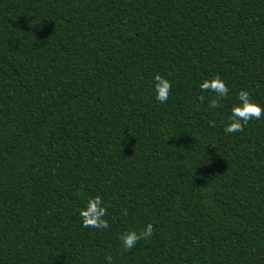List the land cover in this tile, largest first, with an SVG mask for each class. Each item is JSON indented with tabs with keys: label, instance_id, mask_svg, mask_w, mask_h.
<instances>
[{
	"label": "trees",
	"instance_id": "16d2710c",
	"mask_svg": "<svg viewBox=\"0 0 264 264\" xmlns=\"http://www.w3.org/2000/svg\"><path fill=\"white\" fill-rule=\"evenodd\" d=\"M241 90L264 107V0H0V264H264V118L224 132Z\"/></svg>",
	"mask_w": 264,
	"mask_h": 264
},
{
	"label": "clouds",
	"instance_id": "9594fccd",
	"mask_svg": "<svg viewBox=\"0 0 264 264\" xmlns=\"http://www.w3.org/2000/svg\"><path fill=\"white\" fill-rule=\"evenodd\" d=\"M155 92L156 100L161 103H167L172 90V84L169 80L157 74L155 76ZM202 92L211 91L215 93L214 98L210 101L211 108L222 107L220 101L224 100L229 95V88L219 75H216L211 80H205L200 85ZM205 97L201 95L199 100L203 102ZM240 104L231 109V116L227 126L224 127L225 134H234L243 132L245 126L252 120H260L264 118V107L252 100L251 94L248 91L241 90L238 93ZM210 126L215 128L216 122L210 121ZM107 207L104 206L102 197L97 195L90 198L86 208L79 213L82 221V226L85 228L107 229L110 227L107 216ZM124 215H127L125 211ZM155 229L152 224H148L144 230L139 233L130 231L120 237L122 247L125 251L133 249L141 240H148L154 235ZM107 264H112L113 257L106 256Z\"/></svg>",
	"mask_w": 264,
	"mask_h": 264
}]
</instances>
